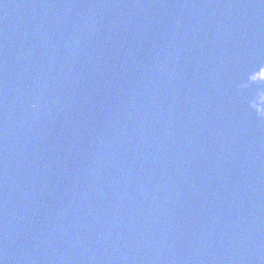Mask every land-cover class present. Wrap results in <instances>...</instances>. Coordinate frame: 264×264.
<instances>
[{
  "label": "water",
  "instance_id": "water-1",
  "mask_svg": "<svg viewBox=\"0 0 264 264\" xmlns=\"http://www.w3.org/2000/svg\"><path fill=\"white\" fill-rule=\"evenodd\" d=\"M0 264H264V0H0Z\"/></svg>",
  "mask_w": 264,
  "mask_h": 264
}]
</instances>
